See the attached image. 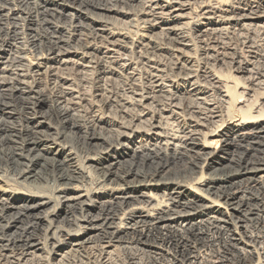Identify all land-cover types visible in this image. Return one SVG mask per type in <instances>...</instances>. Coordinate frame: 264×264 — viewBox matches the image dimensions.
I'll list each match as a JSON object with an SVG mask.
<instances>
[{"label": "bare ground", "instance_id": "6f19581e", "mask_svg": "<svg viewBox=\"0 0 264 264\" xmlns=\"http://www.w3.org/2000/svg\"><path fill=\"white\" fill-rule=\"evenodd\" d=\"M255 34L264 0H0V264H264Z\"/></svg>", "mask_w": 264, "mask_h": 264}, {"label": "rangeland", "instance_id": "374dc122", "mask_svg": "<svg viewBox=\"0 0 264 264\" xmlns=\"http://www.w3.org/2000/svg\"><path fill=\"white\" fill-rule=\"evenodd\" d=\"M235 36V37H234ZM253 37V39H254V42H255V45L258 47L257 49H258V52H259V59H258V65H257V67L259 68V70H261L263 73H264V48H262V47H264V41H262L263 39L261 38V36H259L258 34H257V36H256V34L255 35H252ZM241 37V38H240ZM247 36H237V35H233V37H231V39L230 40H226V42H228V44H230L231 46V52L229 51L228 52V54H229V58H231L233 55H234V53L235 52H237V53H244V55L246 56V53H245V51H247L246 50V48H245V45H244V39H242V38H246ZM259 38H261V39H259ZM259 39V40H258ZM257 41V42H256ZM258 43V44H257ZM261 43H263V44H261ZM260 44V45H259ZM260 46V47H259ZM239 47V48H238ZM242 47H243V49H242ZM262 48V49H261ZM234 49V50H233ZM239 49V50H238ZM196 50V49H195ZM243 50V51H242ZM263 51V52H262ZM234 52V53H233ZM196 54L198 55L199 54V52L198 51H196ZM233 54V55H232ZM263 56V57H262ZM262 58H263V60H262ZM261 60V61H260ZM260 62V63H259ZM204 63H206V61L204 62ZM207 63H208V67L210 66L211 67V69L215 72V73H217V71L219 72L218 74H220V75H224V76H227L228 74L230 75V76H232L231 75V73H229V72H231L230 71V68H229V66L228 65H225V66H223V65H221V64H219V65H217V66H214V63L211 61V62H209V61H207ZM261 64V65H260ZM260 65V66H259ZM262 68V69H261ZM228 75V76H229ZM233 75H234V73H233ZM261 102V101H260ZM259 102V103H260ZM40 155V156H39ZM33 156H37V160H38V163H40V165H36V166H34L33 167V169H34V173L32 174V175H34V177H31L30 178V180H28L29 182V184L30 183H32V184H35V178H37L38 180H39V182H38V180H37V182L38 183H36L37 185H41V186H44L45 188L47 187V186H49L50 185V183H51V185L52 184H54L55 182H54V179H52L49 175H48V167L50 168L51 166V164L52 163H55V161L54 160H52V158L54 157V155H52V154H48L46 151L44 152V151H41V152H34L33 153ZM62 157H64V156H62ZM20 162H22V163H27V161H25V160H22V159H20ZM28 164V163H27ZM12 174L13 173H9V177H8V173H7V177L8 178H10V179H14L15 178V174L12 176ZM24 179H22V181H23ZM54 182V183H53ZM199 188V187H198ZM200 189H205V187L204 188H200ZM253 191H250V190H241L239 193H238V196L239 197H241V199H246L247 197H250L251 195H252V193H255V194H257L258 192L257 191H255V190H257V189H252ZM248 191V192H247ZM145 192H147L148 194H150V192L149 191H145ZM151 192H153V194L154 195H156L157 196V194H163L164 193V191L163 190H161V189H159V190H157V191H155V190H152ZM206 195H209V196H211V198H215L213 195H210L208 192H206L205 193ZM181 201H184V202H186V198H184V199H182ZM204 202H205V200H204ZM206 202H207V200H206ZM225 206L223 207V208H221V210L220 211H218V209H214V210H207L204 214H202V215H200V216H197L196 218H195V220L193 221V222H196V223H200V221H202V222H205V221H209V220H211V221H218V224H222V225H226V226H228V227H230V228H232V229H234L235 231H239V233H241V235L242 236H245L246 234H248L249 235V233L246 231V229L244 228V227H242V225L243 226H246L247 224H244L243 222H240V221H238L236 218L237 217H239V213L238 212H236V211H234V210H229L228 212H226L225 211ZM176 210H177V208H176ZM186 211H191L190 209L189 210H186ZM184 212V211H183ZM223 212V213H222ZM174 213V212H173ZM233 216V219H231V217L230 216ZM224 220V221H223ZM220 221V222H219ZM225 221H228L229 223H226ZM185 225V224H184ZM237 227V228H236ZM238 238H240V236L238 235ZM245 240L246 241H248L249 240V238L248 237H246L245 238ZM238 247L239 248H244V249H247V250H252L250 247H248V246H246L245 244H239L238 245Z\"/></svg>", "mask_w": 264, "mask_h": 264}]
</instances>
